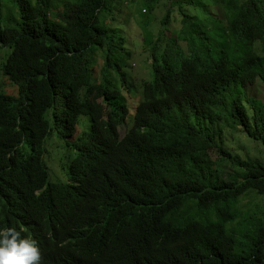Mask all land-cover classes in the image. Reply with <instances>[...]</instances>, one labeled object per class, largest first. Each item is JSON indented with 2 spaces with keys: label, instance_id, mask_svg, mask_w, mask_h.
I'll return each instance as SVG.
<instances>
[{
  "label": "trees",
  "instance_id": "trees-1",
  "mask_svg": "<svg viewBox=\"0 0 264 264\" xmlns=\"http://www.w3.org/2000/svg\"><path fill=\"white\" fill-rule=\"evenodd\" d=\"M10 1L1 72L17 93L0 90V223L37 235L42 264H264V163L224 135L238 131L264 150V104L247 91L264 88V0H215L222 20L183 12L125 138L118 128L131 109L112 77L126 75L113 55L120 30L102 17L117 0H74L59 20L49 0ZM81 87L103 98L107 120L88 125L79 151L67 139L86 106ZM53 134L76 150L69 183L51 180L42 159ZM22 140L35 152L19 164ZM16 189L24 204H6L2 194Z\"/></svg>",
  "mask_w": 264,
  "mask_h": 264
},
{
  "label": "clouds",
  "instance_id": "clouds-1",
  "mask_svg": "<svg viewBox=\"0 0 264 264\" xmlns=\"http://www.w3.org/2000/svg\"><path fill=\"white\" fill-rule=\"evenodd\" d=\"M123 0L119 1V4L122 2ZM136 1V0H133ZM131 1V3L133 2ZM145 3L146 1L143 0ZM174 2V1H172ZM185 2L195 5H201L209 14V16L215 15L217 17L214 18H218L219 13L222 14V11L220 8L216 7V3L215 0H213V5L212 7H209L206 5V3L203 0H194V4L190 3L189 1ZM175 3V2H174ZM215 5V7L218 9L217 14H215L214 12H212V8ZM116 5L114 4L112 7V12L109 14L107 12H104V14L107 17V21H108V17L112 16L113 12L115 11V7ZM174 6H177L178 8V12L179 14H181L183 16V12L184 11H180V9L182 8V6L180 7V5H177V3H175ZM155 5L152 7V9H154ZM220 10V11H219ZM144 15H147V9H143L142 10ZM167 11H170V9H168ZM146 12V13H145ZM172 12V11H170ZM167 14V12H166ZM186 14V12H185ZM189 15H193V16H197L196 14H192V13H188ZM142 15V14H141ZM143 15V16H144ZM171 15V14H170ZM181 17V24H183V18ZM102 17H103V13H102ZM165 18V17H164ZM164 18L162 19V21L160 22L162 25V29L167 28L166 24L168 23L169 19L167 18L166 23L164 22ZM107 21H105V29H108L109 31H113V29H118L120 30V35H118L119 38H122V41H120L117 37V39L114 40V45L117 48L116 52L113 54L115 56V59L117 61V63L120 65H122V71L126 74L125 77L119 76L117 74V72L112 71V77H113V83L114 85L117 86V88L121 91V94L124 95V98L128 100L129 102V98L127 96H131V95H127L126 94V90L127 92L130 91V85L135 86V77L131 74L130 76V81L127 82V78H128V72L129 71H125L124 70V65H129L130 67V60L132 57V53L130 50V45L131 42H128L126 37L122 34L123 31L119 28L116 27H109L107 25ZM183 29V26H182ZM181 29V31H182ZM181 35V32L174 38H172L171 40L169 39V41H165V32L160 31L159 35L156 37V41H154V43L149 44L147 42H145L148 46H149V50H150V63L151 65H148L147 67L145 66V68H147V70H149V77L146 79H142L143 82H141V84L138 86V84H136V86L138 87L139 90V94L137 96H140L139 98V102L133 105H136V111L137 108L139 106V104L142 102L143 100V89L145 88L146 85H150V84H155L156 82V78H157V71L161 68H158L157 65L158 64H163V58H165V54L166 52L169 50L170 52L172 51V43L173 41ZM148 39V38H146ZM145 39V40H146ZM171 46V47H170ZM1 50H6V52H8V55L10 53V49H6V48H1ZM5 54L3 56V59L0 63V73L2 74V77L4 78L6 84H10L11 88H13L12 90L6 91L4 89L5 92H9L13 95H15L17 93V87L8 79L6 78V76L1 72V66L2 64L6 61L8 55L6 56L5 59ZM100 56L102 57V63L101 65H99V59ZM100 56L98 57V64L95 67L99 68V75H96L95 72V77H96V82H100L101 79V75H100V70H101V66L103 64V55L100 54ZM155 56H157V58L160 60H156ZM127 57V58H125ZM124 61V63H123ZM123 81V84L119 85V80ZM122 88V89H121ZM124 89H126L124 91ZM0 90H3V88H1L0 86ZM81 90L83 91V96L82 99L84 100L86 106L80 108V110L78 111L73 125H76V131L74 136H72L71 138H68L67 140L71 143H76L77 146V150L82 151L83 150V145L87 142L88 136L90 131L88 130V125L91 126L93 121H97L98 119L100 121L103 120H107L106 115H102L99 110L100 108L104 105L103 104V98L102 97H97V98H93L94 95H92V97H88L86 95V89L81 87ZM132 98H134V96H131ZM135 99V98H134ZM130 103L129 102V107H130ZM131 109V107H130ZM136 111L133 112L131 109V113H130V117L128 119V123L127 125L122 124L121 127L118 128V132L120 135V138H125L127 132L133 128L134 126V120H135V114ZM124 129L125 134H122V130ZM78 133V134H77ZM54 138H57L58 140H60L61 142L64 143V147L67 151V162L65 163L64 161V156L65 153H63L62 150L59 149V147L54 143ZM16 142H18V139L16 140ZM17 149V148H16ZM35 152V149L33 147V143H31V141L26 142L24 140L19 142V149L17 151H15L13 153V159H18L19 160V164H21L22 162H24L25 159H27L28 157H30L33 153ZM72 152H76V150H70L67 147V143H65V141L61 140L59 138L58 135L53 134L51 137H47L45 139L44 145H43V155H42V159H44L46 167H47V171L50 172V176L51 174L53 175L54 179L51 176V180H60V182H64V183H69L68 181V161L69 158L71 156L70 153ZM57 155L59 160H60V165H61V172L60 174H58L53 167L51 166L50 162H49V158L52 155ZM61 175V176H60ZM63 175H65L66 180L63 181ZM71 182V181H70ZM3 199L4 201L7 200L6 204H10V203H17V204H21L23 205V200H24V195L21 194V190L20 189H16L15 191H10V192H6L3 193ZM18 209V208H16ZM17 211H15L14 214H16ZM13 214V215H14ZM7 224L3 226V223H0V264H42V260H43V256H42V252L40 249V245H39V239L38 236L35 235L34 233H32L30 230H27L25 226L20 225L19 227L15 228V227H10V228H6Z\"/></svg>",
  "mask_w": 264,
  "mask_h": 264
},
{
  "label": "rangeland",
  "instance_id": "rangeland-1",
  "mask_svg": "<svg viewBox=\"0 0 264 264\" xmlns=\"http://www.w3.org/2000/svg\"><path fill=\"white\" fill-rule=\"evenodd\" d=\"M120 0H117L114 4L116 5L115 11L113 12L112 16L107 17L103 13V18L105 21H107V25L109 27H116L123 31V35L126 37L128 42H131L130 50L132 53V57L130 60L129 65H124V70L129 71L128 72V78L127 82L130 81L131 74L135 77V83L138 84V86L143 82L142 79H146L149 77V70L145 68L148 65H151L150 63V50L149 46L145 43L152 44L154 41H156V37L159 35L160 31L165 32V41H169L172 38L176 37L182 29L183 24H181V14L178 12L177 6H174L175 3L177 5L182 6L180 11L192 14H196L200 19H203L205 16H209L207 11L198 4L192 5L184 0H159V2L155 5L154 9H152V6H150L148 3H145L143 0H123L119 4ZM131 1H133L131 3ZM174 1V2H172ZM207 6L212 7L213 0H203ZM244 2L245 0H241ZM0 22L2 25L0 27H4L3 18L7 17L9 18V12L13 10L12 3L10 0H0ZM34 2V0H33ZM74 3V0H49L50 5V12L54 19H61L64 17V15L67 13L69 6H71ZM143 9H147V15L145 16L143 13ZM170 9V19L168 20V23L166 24L165 29H162L161 21L162 19L167 15V10ZM212 12L217 14L218 9L215 7V5L212 8ZM146 13V12H145ZM7 14V16H5ZM142 14V15H141ZM144 15V16H143ZM218 18L220 20L223 19V15L221 13L217 14ZM64 26L67 31L70 29V24L67 22H64ZM148 38V39H146ZM146 39V40H145ZM182 45H184V42H182ZM6 50L0 49V63L3 59V56L5 54ZM8 55V52L5 54ZM127 58V57H125ZM102 63V57L100 56L99 59V65ZM96 75H99V68L97 67ZM119 85L123 84V81L119 80ZM130 85V91L126 94L134 96L132 98L131 96H127L129 98L130 107L133 112L136 111V104L139 101L140 96H137L139 94L138 87ZM0 86L1 88L5 89L6 91L12 90L10 84H6L4 78L2 77V74L0 73ZM122 89V88H121ZM248 93L251 97L257 99L258 101H261L264 104V88L261 83H257L256 86L248 88ZM229 107V106H227ZM227 111V108L223 110L225 113ZM78 134V133H77ZM122 134H125L124 129L122 130ZM226 141L231 145L232 149H235L236 151H239L241 154V157L244 159H251V160H259L262 163H264V150L263 147L257 143H254L250 139L243 136L240 132L234 131V130H228L224 133ZM54 140V143L59 147L60 150L65 153L64 161L67 162V151L64 147V143L58 140L57 138L52 139ZM49 162L53 169L60 174L61 172V165L60 160L57 155H52L49 158ZM223 171L226 173V175H232V169L230 166L225 167ZM52 178L54 179L53 175L51 174ZM61 176V175H60ZM63 181L66 180L65 175H63Z\"/></svg>",
  "mask_w": 264,
  "mask_h": 264
},
{
  "label": "bare ground",
  "instance_id": "bare-ground-1",
  "mask_svg": "<svg viewBox=\"0 0 264 264\" xmlns=\"http://www.w3.org/2000/svg\"><path fill=\"white\" fill-rule=\"evenodd\" d=\"M123 63H124V61H123ZM23 220H25V219L23 218Z\"/></svg>",
  "mask_w": 264,
  "mask_h": 264
}]
</instances>
